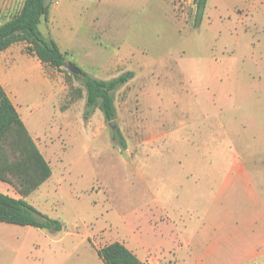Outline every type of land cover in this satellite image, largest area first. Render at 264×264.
Instances as JSON below:
<instances>
[{
  "label": "rangeland",
  "instance_id": "374dc122",
  "mask_svg": "<svg viewBox=\"0 0 264 264\" xmlns=\"http://www.w3.org/2000/svg\"><path fill=\"white\" fill-rule=\"evenodd\" d=\"M194 1L52 0L40 28L66 62L132 71L113 128L85 115L81 79L14 43L9 78L52 171L27 200L62 229L0 222V264H104L112 241L141 264H264V0H206L197 25Z\"/></svg>",
  "mask_w": 264,
  "mask_h": 264
},
{
  "label": "trees",
  "instance_id": "16d2710c",
  "mask_svg": "<svg viewBox=\"0 0 264 264\" xmlns=\"http://www.w3.org/2000/svg\"><path fill=\"white\" fill-rule=\"evenodd\" d=\"M195 25L200 22L206 0H195ZM52 0H23L19 10L0 25V51L16 42H25V52L50 66L61 68L65 61L62 52L50 36L40 28L47 19ZM71 63V62H69ZM85 90V115L98 108L105 121L115 119L113 92L132 77V71L123 72L109 79H100L81 69ZM112 140L124 147L118 129ZM51 175V168L28 133L15 107L0 85V179L10 183L21 197L14 198L0 192V221L29 225L49 231H59L62 224L28 203L24 197ZM104 264H141V261L122 242L112 241L95 249Z\"/></svg>",
  "mask_w": 264,
  "mask_h": 264
},
{
  "label": "crops",
  "instance_id": "0c3cea01",
  "mask_svg": "<svg viewBox=\"0 0 264 264\" xmlns=\"http://www.w3.org/2000/svg\"><path fill=\"white\" fill-rule=\"evenodd\" d=\"M6 5H7V0L6 1L0 0V25L9 19V18H7V19L4 20V18H2V16H3L2 10L5 8ZM50 10L51 9H49V11ZM50 36L55 40V42L57 43V45L59 46V48H60L61 51L68 52V51H64V49H62V46L60 45V41L58 40V38H56L52 34ZM61 42H62V40H61ZM16 56H17V53H16V49L14 47V44H11L6 49L0 51V85L3 87L4 91L6 92L7 96L9 97V99L12 102L13 106L15 107L17 113L19 114V116H20L23 124L25 125L28 133L30 134V136L32 137V139L36 143L38 149L40 150V152L43 155L44 153L42 152L41 145H39L40 144L39 142L42 143V148H44L45 147V145H44V141L45 140L44 139H46L47 136L45 135L44 136L45 138L43 136L41 137L39 135V133H37V135L35 134V137L32 136V133H31L30 129L27 127V124L25 122V118L28 120L27 111L24 110V109H20V107H21V104H20L21 100L18 99L17 96L15 95V93L13 91V85H12L11 79L9 78V72H10V69H11L10 65H12L13 59ZM94 76H96V75H94ZM31 129H33V128H31ZM43 156L45 158V155H43ZM46 161L48 162V160H46ZM48 164H49V162H48ZM51 174H52V171H51ZM50 176L45 181H47L50 178ZM44 182H42L37 188H39ZM0 192H2L4 194H7V195H9L11 197H14V198L21 197L20 194L18 193V191L15 189L14 186H12L10 183H7V182H5V181H3L1 179H0ZM29 195H27V196L24 197V199L27 202H28L27 198H28ZM0 222H3V221H0ZM24 226H29V225H24ZM225 239H226V236L224 237L223 243L225 242ZM119 242H121V241H119ZM258 246H259L258 248L255 247L254 250H253L255 255L257 253H260V252L263 251L264 243L263 242L258 243ZM127 248H129V247H127ZM131 251L136 254V256L139 258V260L141 261V263L144 262L145 259L138 252L133 251V250H131ZM148 262L149 263H146V264H165L164 262L161 263L157 259H154V261H148Z\"/></svg>",
  "mask_w": 264,
  "mask_h": 264
},
{
  "label": "water",
  "instance_id": "95a60500",
  "mask_svg": "<svg viewBox=\"0 0 264 264\" xmlns=\"http://www.w3.org/2000/svg\"><path fill=\"white\" fill-rule=\"evenodd\" d=\"M62 67L65 68V69H67L68 71H70L73 74L80 75V73H81L80 68L76 64H74V63L64 62L63 65H62ZM109 125L111 126V128H113L114 125H115V121L114 120H111L109 122Z\"/></svg>",
  "mask_w": 264,
  "mask_h": 264
}]
</instances>
